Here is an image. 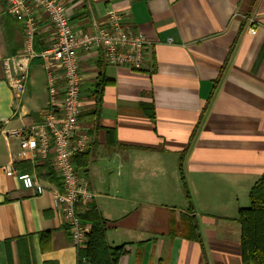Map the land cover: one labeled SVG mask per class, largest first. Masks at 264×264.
Segmentation results:
<instances>
[{"label": "crops", "instance_id": "obj_1", "mask_svg": "<svg viewBox=\"0 0 264 264\" xmlns=\"http://www.w3.org/2000/svg\"><path fill=\"white\" fill-rule=\"evenodd\" d=\"M60 1L77 31L104 26L115 10L148 42L142 70L108 65L95 50L80 55L79 131L90 144L75 164L95 197L76 205L78 218L99 210L108 245H126L119 264H243L240 197L248 207L264 173V0ZM39 19L37 52L54 36L48 17ZM23 45V24L0 0V125L9 130L38 124L49 101L40 59L21 103L7 84L5 59ZM101 76L108 84L97 104ZM19 151L18 138L0 136V264H78L79 248L53 205L59 175L49 161L31 159L8 172ZM47 167L58 183L40 178ZM19 174L46 191L25 189ZM187 214L200 241L181 233Z\"/></svg>", "mask_w": 264, "mask_h": 264}, {"label": "built area", "instance_id": "obj_2", "mask_svg": "<svg viewBox=\"0 0 264 264\" xmlns=\"http://www.w3.org/2000/svg\"><path fill=\"white\" fill-rule=\"evenodd\" d=\"M7 13L23 24L24 45L16 55L5 59V76L17 103L27 92L30 66L42 60L47 76L49 101L41 112L38 124L9 130L0 125V136L18 138L20 151L6 166L23 160L49 161L61 179V189L53 192L54 209L61 211L74 246L86 243L91 226L82 222L76 212L79 202H92L95 195L76 167L75 157L88 150L90 139L79 131L82 113L83 76L80 55L91 51L101 54L108 65L142 70L146 63L148 42L140 33L124 24V16L106 12L104 26H95L91 33L73 28L65 4L60 0H4ZM46 15L54 30L52 44L41 52L34 48L40 33V15ZM252 33L256 29L250 30ZM22 186L37 194L46 191L42 181L30 174H19Z\"/></svg>", "mask_w": 264, "mask_h": 264}, {"label": "trees", "instance_id": "obj_3", "mask_svg": "<svg viewBox=\"0 0 264 264\" xmlns=\"http://www.w3.org/2000/svg\"><path fill=\"white\" fill-rule=\"evenodd\" d=\"M14 20L21 23L17 19ZM108 82L100 77L96 83L94 96L98 104L99 96ZM153 118L154 115H153ZM187 152L181 155L180 173L183 178L182 164ZM40 178L58 183L54 172L46 168L45 174ZM185 195L188 201V213L193 214V203L189 191L184 184ZM81 221L91 226L86 243L78 249V264H119L121 258L127 253L126 245L110 247L107 243L106 233L108 222L99 210L92 206L81 218ZM237 222L241 227V259L243 264H264V173L252 187L249 194V206L238 211ZM181 233L187 237L200 241L198 225L195 216L185 215L181 226ZM44 236V234H42ZM49 236V234H47Z\"/></svg>", "mask_w": 264, "mask_h": 264}, {"label": "rangeland", "instance_id": "obj_4", "mask_svg": "<svg viewBox=\"0 0 264 264\" xmlns=\"http://www.w3.org/2000/svg\"><path fill=\"white\" fill-rule=\"evenodd\" d=\"M240 200H241V205H242L241 207L244 208L245 205H244L243 203H244L245 198H244L243 196H241V197H240ZM248 201H249V199H248Z\"/></svg>", "mask_w": 264, "mask_h": 264}]
</instances>
